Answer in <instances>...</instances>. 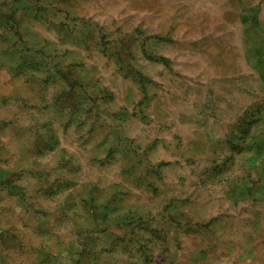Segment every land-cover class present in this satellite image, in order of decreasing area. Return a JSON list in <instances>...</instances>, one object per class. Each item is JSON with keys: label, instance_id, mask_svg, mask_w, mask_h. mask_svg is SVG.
Here are the masks:
<instances>
[{"label": "rangeland", "instance_id": "obj_1", "mask_svg": "<svg viewBox=\"0 0 264 264\" xmlns=\"http://www.w3.org/2000/svg\"><path fill=\"white\" fill-rule=\"evenodd\" d=\"M0 264H264V0H0Z\"/></svg>", "mask_w": 264, "mask_h": 264}]
</instances>
